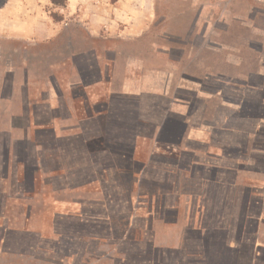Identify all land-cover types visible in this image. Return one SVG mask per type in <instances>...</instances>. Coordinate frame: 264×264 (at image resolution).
<instances>
[{
	"label": "crops",
	"instance_id": "0c3cea01",
	"mask_svg": "<svg viewBox=\"0 0 264 264\" xmlns=\"http://www.w3.org/2000/svg\"><path fill=\"white\" fill-rule=\"evenodd\" d=\"M46 5H0L1 232L64 234L88 258L115 249L110 228L126 220L120 243L160 250V264H264V52L217 45L201 7L185 18L195 4L176 6L181 18L150 0H66L60 25ZM78 7L91 40L79 46L57 38ZM46 43L43 74L20 48ZM205 69L241 74V87L208 89Z\"/></svg>",
	"mask_w": 264,
	"mask_h": 264
},
{
	"label": "rangeland",
	"instance_id": "374dc122",
	"mask_svg": "<svg viewBox=\"0 0 264 264\" xmlns=\"http://www.w3.org/2000/svg\"><path fill=\"white\" fill-rule=\"evenodd\" d=\"M4 0H0V5ZM155 6H161L163 8H167V6H171L169 8H172V11L170 13H173V15L176 13V17H181L183 16L182 14V9L179 8V12L174 10L175 8L177 9L176 6H181L182 4H186L188 6H191L192 4H195L194 11L190 9V11H187L184 16L187 19H192L196 15L197 7L199 6L202 8V12L200 15V20H201V25L199 27L201 33H204V30L206 29L207 26V34L210 38H212V41L216 40V42H223L226 40L225 35L233 38V40L238 39L236 44H234L233 48H239L240 45L244 44V42H247L248 39L251 41L250 43L257 44L256 42H260V39H264V37H260L257 34L262 35V31H264V20L260 19V16H264V0H150ZM81 5V3H79ZM175 6V7H174ZM66 7V2L63 6H58V5H46L44 8V12L47 17H50L53 21H56L59 25L60 23H64V16L61 15V9ZM259 8L262 13H259V15H256V20H253V14L256 12L255 9ZM174 10V11H173ZM70 15H67L66 17V26L63 24L61 25V29H58L57 33V38L59 37H64V36H70L73 37L74 40L77 42L78 46L80 45V41L83 39L88 38V33L85 30L84 27H82L78 21L81 15L80 8L78 7L76 11H71ZM173 17L174 16H169ZM62 19V20H61ZM258 19V20H257ZM61 20V22H59ZM63 21V22H62ZM249 25V27H248ZM257 25V28L255 26ZM227 27V30L225 28ZM188 28V27H187ZM249 30V33H246L244 30ZM257 31L255 32L254 31ZM259 32V33H258ZM248 36V37H247ZM62 37V38H63ZM87 41H91L90 39H87ZM242 41V42H241ZM59 45L60 50H64L66 46V41L64 39H61L60 41H57ZM89 45L96 46V42L94 43H89ZM98 45V44H97ZM0 46H2L0 44ZM5 47V46H4ZM12 46L9 45L8 48L5 47V49L9 51H13ZM25 47V49H24ZM15 47L13 46V49ZM24 49V50H23ZM50 46L46 44H42L41 46H37L35 48L27 47L24 45L21 50L24 52V56L27 57V62L32 66V63L35 62L33 55H38L40 54L39 61H41V67L44 69L43 74L47 73V66L49 64V50ZM75 49V48H74ZM79 49V48H77ZM240 51V48H239ZM239 51H233L234 56L237 57L239 55ZM22 53V52H21ZM21 53H19V56L17 55H12L11 53L7 55H3V57L9 59L11 63L14 65L22 61L21 58ZM240 53H243L241 51ZM39 57V55H38ZM37 59V57H36ZM53 60L55 61L56 65L61 67V74L63 75L65 73V64L68 63V61H65L62 56L57 55L56 58L53 57ZM6 60H4L5 62ZM3 62V63H4ZM42 78H47V75H43ZM64 221V220H61ZM4 225V220L0 219V264H80V256L82 251L81 246H75L71 247L68 245V236L64 234H57L53 237H51L46 234V235H41L40 237L38 236H23L22 237H13L12 235L8 234L10 233L11 230L4 229L6 232H1L2 231V226ZM10 227L12 226L13 228L16 229V223L15 222H10L9 223ZM25 222V231L29 232L31 231L30 225ZM12 236V237H11ZM53 237V238H52ZM68 237V238H67ZM129 239V235L126 236ZM50 238V239H49ZM52 243H49L48 240H52ZM139 240V239H138ZM23 242L21 248L27 249V245H30L29 248H35L34 251H27L22 254L19 250L18 247L19 243ZM141 241V240H139ZM16 242V243H14ZM14 243V244H10ZM18 243V244H17ZM56 244V247L54 246ZM14 245V246H12ZM45 245V246H44ZM51 247L50 251L49 248ZM14 247V252L11 255H8L6 252L7 249H13ZM42 247V248H40ZM44 247V248H43ZM73 248V250L70 249ZM115 249L111 248V251H104L102 254L101 258L99 259L98 262H94L93 260L90 259V263L92 264H103L105 263V258L108 253L111 252L110 254H114V256L118 255L121 259H115L114 264H160L161 263V253L160 250L157 252L153 250V261L152 263L149 260L148 253L145 252L144 249H134L133 247H130L127 245V247H123V245H120L119 247L116 246L114 247ZM76 250V254L73 253ZM91 251V250H90ZM9 253V254H10ZM35 255V257H40V261L38 263H33L30 259L25 258V257H30ZM93 252L91 251L89 253V258H92ZM67 255V257L65 256ZM74 255V256H73ZM21 256V257H19ZM25 256V257H24ZM97 260V259H96Z\"/></svg>",
	"mask_w": 264,
	"mask_h": 264
},
{
	"label": "trees",
	"instance_id": "16d2710c",
	"mask_svg": "<svg viewBox=\"0 0 264 264\" xmlns=\"http://www.w3.org/2000/svg\"><path fill=\"white\" fill-rule=\"evenodd\" d=\"M117 0H110V2H112V3H114V2H116ZM65 2H66V0H50V3L52 4V5H58V6H63L64 4H65ZM255 17V16H254ZM263 20H264V17L263 16H260ZM253 18V17H252ZM62 20V19H61ZM61 20L59 21V22H61ZM54 22H56V21H54ZM255 26V25H254ZM256 28H257V25L255 26ZM264 27V26H263ZM244 29V28H243ZM245 30V29H244ZM246 31V33H249V30H245ZM225 37H226V39H228V42L230 43V41H232V42H237L238 41V39H235V40H233V38L231 39V37H229V36H226L225 35ZM248 37V36H247ZM251 41L248 39V41L247 42H245V44H241L242 46L240 47V51H244V50H248V49H250V50H252V51H254V53H258V52H264V41H262V39H260V42L258 41V42H256L257 44H253V43H250ZM234 44V43H233ZM240 58L242 57L244 60L246 59L245 58V56H243V54L242 53H239V55H238ZM242 68H243V66H242ZM238 69V72L237 73H241V68L240 67H238L237 68ZM217 70V71H216ZM215 71L214 70H212V69H205L204 71H202L201 73L203 74V76L204 77H202V79L203 78H205L207 75V73H208V71H211V73H217L215 76H216V78H214V77H206L205 79H208L209 81H214L216 84L214 85L213 84V82H207L206 83V85L205 86H209V88L208 89H211V90H213V89H216V88H218V87H220V86H222L223 84H224V82L226 81V83L227 84H229L230 86H232V87H236V88H240L241 87V82L243 81V77L241 76V74L240 75H236V74H234L233 76H229L228 74H225V72L223 71V70H221L220 72H219V70L220 69H216ZM231 80V81H230ZM124 223H126V220H125V222ZM124 223H122L121 224V228H120V230L118 231V228H116V227H114V228H110L111 229V237L112 238H110V240H108L109 241V243L108 244H112L111 246H115V245H118V247L120 246V245H123V247L125 246L122 242L120 243V239L123 237L124 239V241H129L130 239H128L127 237H125V233H126V231H127V225L126 224H124ZM102 242H106V240H102ZM119 243V244H118ZM74 244V243H73ZM70 245H72V244H70ZM54 246L56 247V244H54ZM76 251H74L73 253H75ZM76 254V253H75ZM110 254V253H109ZM8 255H11V254H8ZM66 257H67V255H65ZM74 256V255H73ZM102 256V255H101ZM101 256H92V258H89V255H88V258L86 257V253L84 254V253H81V262H80V264H90V259L91 260H93V261H95L96 259L97 260H99L100 259V257ZM148 256H149V260L148 261H150L151 262V258H153V253L152 254H149L148 253ZM19 257H21V256H19ZM25 257V256H24ZM25 258H28V259H30L33 263H38L41 259H40V257L38 258V257H35V255H33L32 254V256H30V257H25ZM104 258H105V263H103V264H114V262H112V260L111 259H113L114 258V260L115 259H121L118 255H116V256H114V254H112V255H107L106 257L104 256Z\"/></svg>",
	"mask_w": 264,
	"mask_h": 264
},
{
	"label": "flooded vegetation",
	"instance_id": "af4514ba",
	"mask_svg": "<svg viewBox=\"0 0 264 264\" xmlns=\"http://www.w3.org/2000/svg\"><path fill=\"white\" fill-rule=\"evenodd\" d=\"M225 30H227V27L225 28ZM226 38V37H225ZM242 42V41H241ZM236 44V42H232V41H230V43L228 42V39H226L225 41H223V42H217L216 44L217 45H219V46H226V47H229V48H231L232 49V51H239V48L242 46V45H240V47L239 48H233V46H234V44ZM244 44H245V42H244ZM241 51H239V53H240ZM206 88H209V86H205ZM8 254L10 253V252H7Z\"/></svg>",
	"mask_w": 264,
	"mask_h": 264
}]
</instances>
